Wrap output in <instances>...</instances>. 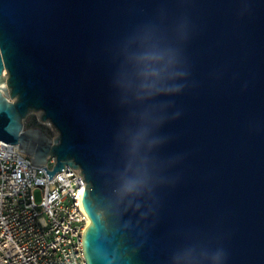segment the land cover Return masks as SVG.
Returning a JSON list of instances; mask_svg holds the SVG:
<instances>
[{
  "label": "water",
  "instance_id": "1",
  "mask_svg": "<svg viewBox=\"0 0 264 264\" xmlns=\"http://www.w3.org/2000/svg\"><path fill=\"white\" fill-rule=\"evenodd\" d=\"M0 141L82 169L88 264H264V0H0Z\"/></svg>",
  "mask_w": 264,
  "mask_h": 264
},
{
  "label": "built area",
  "instance_id": "2",
  "mask_svg": "<svg viewBox=\"0 0 264 264\" xmlns=\"http://www.w3.org/2000/svg\"><path fill=\"white\" fill-rule=\"evenodd\" d=\"M55 163L50 156L46 167ZM84 178L70 165L49 178L18 144L0 141V264H88Z\"/></svg>",
  "mask_w": 264,
  "mask_h": 264
},
{
  "label": "rangeland",
  "instance_id": "3",
  "mask_svg": "<svg viewBox=\"0 0 264 264\" xmlns=\"http://www.w3.org/2000/svg\"><path fill=\"white\" fill-rule=\"evenodd\" d=\"M26 128L38 127L40 128L49 138H55L58 134L56 128L53 124L47 123V121L41 120V112H31L24 120ZM35 198L40 201L42 198L41 190L37 189L35 191Z\"/></svg>",
  "mask_w": 264,
  "mask_h": 264
},
{
  "label": "bare ground",
  "instance_id": "4",
  "mask_svg": "<svg viewBox=\"0 0 264 264\" xmlns=\"http://www.w3.org/2000/svg\"><path fill=\"white\" fill-rule=\"evenodd\" d=\"M47 121V123H50V120H46ZM45 122V121H44ZM54 126V125H53ZM90 219V218H89Z\"/></svg>",
  "mask_w": 264,
  "mask_h": 264
}]
</instances>
